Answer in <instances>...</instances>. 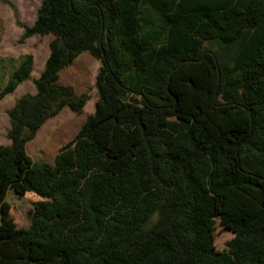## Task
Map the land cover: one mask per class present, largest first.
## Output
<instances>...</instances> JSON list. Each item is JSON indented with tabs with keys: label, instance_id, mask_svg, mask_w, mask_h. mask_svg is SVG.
<instances>
[{
	"label": "trees",
	"instance_id": "trees-1",
	"mask_svg": "<svg viewBox=\"0 0 264 264\" xmlns=\"http://www.w3.org/2000/svg\"><path fill=\"white\" fill-rule=\"evenodd\" d=\"M21 24V23H20ZM52 35L0 146V264H264V0H41ZM100 60L95 108L52 163L26 145L88 95L57 82ZM25 54L0 99L30 78ZM34 196L28 227L6 194ZM216 218L233 231L217 252Z\"/></svg>",
	"mask_w": 264,
	"mask_h": 264
},
{
	"label": "rangeland",
	"instance_id": "rangeland-1",
	"mask_svg": "<svg viewBox=\"0 0 264 264\" xmlns=\"http://www.w3.org/2000/svg\"><path fill=\"white\" fill-rule=\"evenodd\" d=\"M40 3L41 0H0V90L21 57L25 54L33 56L30 78L0 99V146L10 143L7 138L8 110L21 95L35 93L33 80L39 76L49 53L48 43L52 35L21 39L24 31L21 24L32 25ZM78 92L86 93L89 98L82 110L73 112L64 107L57 115L50 117L37 131L35 137L27 143L26 151L34 161L52 163L59 148L74 138L86 115L94 111L97 100L94 81L92 79L87 81ZM34 200H36L34 196L19 199L8 190L6 201L11 206L10 213L17 226L28 227L30 223L28 211L32 209ZM210 236L215 251L221 252L228 249L227 243L233 238V231L221 225L219 218H216L210 229Z\"/></svg>",
	"mask_w": 264,
	"mask_h": 264
},
{
	"label": "crops",
	"instance_id": "crops-1",
	"mask_svg": "<svg viewBox=\"0 0 264 264\" xmlns=\"http://www.w3.org/2000/svg\"><path fill=\"white\" fill-rule=\"evenodd\" d=\"M100 65V60L92 57L89 52L84 51L80 53L69 65L59 70L57 82L62 85L72 86L74 92L77 95H80L82 93L78 91L81 89V86H84L87 81L91 79L92 81L95 80V76ZM76 86H80V88H77Z\"/></svg>",
	"mask_w": 264,
	"mask_h": 264
}]
</instances>
